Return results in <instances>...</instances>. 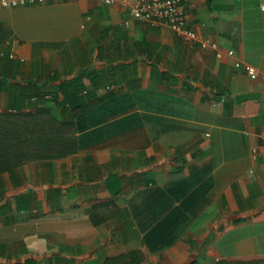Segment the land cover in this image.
I'll use <instances>...</instances> for the list:
<instances>
[{"label": "crops", "instance_id": "obj_1", "mask_svg": "<svg viewBox=\"0 0 264 264\" xmlns=\"http://www.w3.org/2000/svg\"><path fill=\"white\" fill-rule=\"evenodd\" d=\"M133 3L0 8V114L51 147L0 173V264L264 259V0L188 4L231 57Z\"/></svg>", "mask_w": 264, "mask_h": 264}, {"label": "trees", "instance_id": "obj_2", "mask_svg": "<svg viewBox=\"0 0 264 264\" xmlns=\"http://www.w3.org/2000/svg\"><path fill=\"white\" fill-rule=\"evenodd\" d=\"M30 87L29 85L27 88L31 89ZM38 90L39 87H36L35 92ZM35 94L39 97V93ZM43 95V93H40V96ZM65 99L71 101L72 95L65 96ZM25 117L26 122L19 125L14 119H5L4 115L0 114V173L12 170L27 160L38 159L45 151L50 152L51 150L50 145L48 149H39V128H36V126H39V112L27 113ZM29 257L27 256L25 261L18 260L9 264H37L36 259ZM143 260L142 251L133 249L117 255L107 256L98 264H141ZM213 264H264V259L218 260Z\"/></svg>", "mask_w": 264, "mask_h": 264}, {"label": "built area", "instance_id": "obj_3", "mask_svg": "<svg viewBox=\"0 0 264 264\" xmlns=\"http://www.w3.org/2000/svg\"><path fill=\"white\" fill-rule=\"evenodd\" d=\"M66 0H0V8H15L23 6H35L46 3L61 2ZM104 4H113L118 0H98ZM193 0H134L130 9L133 18L156 25L169 26L185 42L199 44L202 48L211 49L218 57L224 55L234 56L235 50L224 49L218 42L211 38H202L199 33L188 25V4ZM14 57V55H12ZM236 66L242 67L252 79L259 74L255 66L243 63L237 59Z\"/></svg>", "mask_w": 264, "mask_h": 264}, {"label": "rangeland", "instance_id": "obj_4", "mask_svg": "<svg viewBox=\"0 0 264 264\" xmlns=\"http://www.w3.org/2000/svg\"><path fill=\"white\" fill-rule=\"evenodd\" d=\"M61 261V259H59Z\"/></svg>", "mask_w": 264, "mask_h": 264}]
</instances>
